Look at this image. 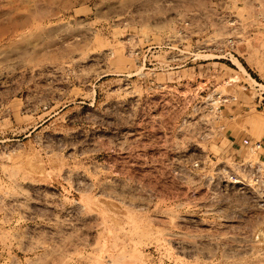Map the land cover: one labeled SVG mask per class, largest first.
I'll use <instances>...</instances> for the list:
<instances>
[{
    "label": "rangeland",
    "instance_id": "obj_1",
    "mask_svg": "<svg viewBox=\"0 0 264 264\" xmlns=\"http://www.w3.org/2000/svg\"><path fill=\"white\" fill-rule=\"evenodd\" d=\"M257 141L264 0H0V264H264Z\"/></svg>",
    "mask_w": 264,
    "mask_h": 264
},
{
    "label": "built area",
    "instance_id": "obj_2",
    "mask_svg": "<svg viewBox=\"0 0 264 264\" xmlns=\"http://www.w3.org/2000/svg\"><path fill=\"white\" fill-rule=\"evenodd\" d=\"M263 146H264V141H257L250 146V150L252 152H257V151L261 150L263 148ZM251 165L252 164H249L250 167H252ZM260 167H262L264 169V165H262V166L260 165ZM263 182H264V180H263Z\"/></svg>",
    "mask_w": 264,
    "mask_h": 264
},
{
    "label": "bare ground",
    "instance_id": "obj_3",
    "mask_svg": "<svg viewBox=\"0 0 264 264\" xmlns=\"http://www.w3.org/2000/svg\"><path fill=\"white\" fill-rule=\"evenodd\" d=\"M242 68V67H241ZM237 182V181H236Z\"/></svg>",
    "mask_w": 264,
    "mask_h": 264
}]
</instances>
